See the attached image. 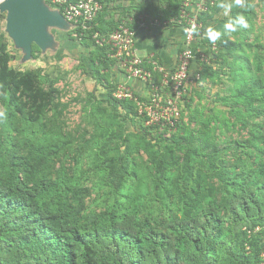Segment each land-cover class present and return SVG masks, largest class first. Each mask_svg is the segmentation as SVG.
Masks as SVG:
<instances>
[{
  "label": "rangeland",
  "instance_id": "rangeland-1",
  "mask_svg": "<svg viewBox=\"0 0 264 264\" xmlns=\"http://www.w3.org/2000/svg\"><path fill=\"white\" fill-rule=\"evenodd\" d=\"M175 1L110 0L108 33L121 25L139 31L146 15L169 21ZM219 2L226 7L210 9L204 35L209 28L220 31L216 41L233 47L223 49L221 63L212 68L194 64L192 80L176 100L181 118L175 127L146 126L122 111L91 77L94 46L73 40V29H55L50 42L35 34L18 37L0 9V73L4 54L10 70L29 73L10 87L0 80V183L9 181L8 172L28 187L44 181L51 188L43 205L60 203L84 228L96 225L94 219L106 224L113 212L134 213L145 229L165 234L173 223L203 211L221 222L218 248L237 243L232 235L239 242L243 228L233 225V191L247 184L264 195V0ZM240 15L248 27L223 34L224 25ZM113 60L116 74L128 78ZM163 95L172 97L169 89ZM102 154L116 161L114 173L102 165ZM11 210L0 201L3 228L17 216ZM34 226L27 218L25 237ZM2 261L27 264L10 256Z\"/></svg>",
  "mask_w": 264,
  "mask_h": 264
},
{
  "label": "trees",
  "instance_id": "trees-1",
  "mask_svg": "<svg viewBox=\"0 0 264 264\" xmlns=\"http://www.w3.org/2000/svg\"><path fill=\"white\" fill-rule=\"evenodd\" d=\"M108 2L110 0L105 1L103 11L91 23V29L84 31L79 27L71 38L94 46L95 51L90 57L91 77L109 92L122 111L140 122L143 119L134 101L114 98L117 85L110 81L114 60L109 57V48L98 45L93 38L96 33L101 37L110 34V23L105 14ZM180 11L181 0H176L167 19L178 17ZM207 17V13L201 17L204 26ZM118 28L115 26L113 30ZM218 47L213 65L221 63V51L230 49L233 43L218 41ZM1 61L0 80L5 86L10 87L20 78L29 77V73L8 68V55L4 54ZM42 149L47 153V146ZM100 159L105 169L111 173L116 171L114 159L107 154H102ZM8 173L9 181L0 183V201L11 207L17 216L5 222L6 228L0 225V264H4L2 259L7 256L17 261L27 260V264H264V195L260 197L250 192L247 184L235 188L229 203L233 225L243 228L241 239L238 242V237L232 235L237 243L228 242L218 248L223 227L212 213L204 216L202 211L177 221L165 234L145 229L134 213L118 215L113 212L106 224L94 219L96 225L84 228L71 220L70 213L60 203L54 201L50 207L43 205L49 196L50 185L41 181L35 187H28L18 173ZM30 217L35 226L27 238L23 223Z\"/></svg>",
  "mask_w": 264,
  "mask_h": 264
},
{
  "label": "built area",
  "instance_id": "built-area-1",
  "mask_svg": "<svg viewBox=\"0 0 264 264\" xmlns=\"http://www.w3.org/2000/svg\"><path fill=\"white\" fill-rule=\"evenodd\" d=\"M45 1L59 11L73 31L79 27L84 31L91 29V23L95 21L106 5V0ZM219 1L181 0L179 16L173 17L169 21H161L159 18H152L148 15L141 17L140 29L166 30L172 27L183 29L184 42L173 70L166 69L153 55L149 57L138 55L136 50L138 31L127 25H121L117 30L104 37L98 33L93 36L98 45L109 48V57L117 61V65L128 73L129 78H139L146 85L148 90L146 99L136 96L127 84L117 85L113 94L116 100L134 101L146 126L158 124L175 127L181 118V111L176 105V100L181 99L184 89L192 80V67L195 63L213 66L215 56L219 53L218 41L212 42L204 35L205 29L201 17ZM74 36L77 37V34ZM155 74L161 75L160 83L156 81ZM195 79H200L199 73L195 75ZM166 89L170 90L172 97H164ZM256 231H259V228ZM249 234H251L250 231Z\"/></svg>",
  "mask_w": 264,
  "mask_h": 264
},
{
  "label": "crops",
  "instance_id": "crops-1",
  "mask_svg": "<svg viewBox=\"0 0 264 264\" xmlns=\"http://www.w3.org/2000/svg\"><path fill=\"white\" fill-rule=\"evenodd\" d=\"M36 9L37 13L33 18L32 28L37 39H44L50 42V39L54 36L53 32L57 28H60L63 32L67 31L70 33L72 31L57 17L56 13L59 11L50 6L45 0H38ZM183 42L184 31L182 28H170L160 31L152 28H142L138 31L136 50L143 57L155 56L162 66L170 70L177 63ZM111 78L115 79L116 82L127 84L139 96L144 98L148 96V90L145 85L122 74H116L113 68L110 70Z\"/></svg>",
  "mask_w": 264,
  "mask_h": 264
},
{
  "label": "water",
  "instance_id": "water-1",
  "mask_svg": "<svg viewBox=\"0 0 264 264\" xmlns=\"http://www.w3.org/2000/svg\"><path fill=\"white\" fill-rule=\"evenodd\" d=\"M38 0H5L0 9L2 12H8V28L15 36L23 37L25 35H34L32 21L37 13ZM57 17L72 30L59 12Z\"/></svg>",
  "mask_w": 264,
  "mask_h": 264
},
{
  "label": "clouds",
  "instance_id": "clouds-1",
  "mask_svg": "<svg viewBox=\"0 0 264 264\" xmlns=\"http://www.w3.org/2000/svg\"><path fill=\"white\" fill-rule=\"evenodd\" d=\"M235 3L237 5H241L242 0H235ZM218 7L225 8L226 6L224 3H220L218 5ZM237 26L241 27V28H247L248 27V23L246 21V18L243 15L237 16L234 20L225 24L224 25L225 32L223 34H227V33H231V32L236 31ZM206 35L212 42H215L217 39H219L221 37L222 33L220 31H216L212 28H209L206 31ZM3 115H4L3 113H0V117H3Z\"/></svg>",
  "mask_w": 264,
  "mask_h": 264
}]
</instances>
